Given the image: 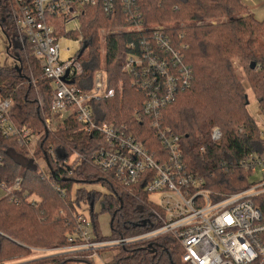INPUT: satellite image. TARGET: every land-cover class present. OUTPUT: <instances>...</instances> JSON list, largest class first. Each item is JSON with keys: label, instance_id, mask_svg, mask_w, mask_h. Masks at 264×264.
Masks as SVG:
<instances>
[{"label": "trees", "instance_id": "trees-1", "mask_svg": "<svg viewBox=\"0 0 264 264\" xmlns=\"http://www.w3.org/2000/svg\"><path fill=\"white\" fill-rule=\"evenodd\" d=\"M97 1L96 7L86 8L78 34L84 42V74L76 84L86 91L93 87L94 75L102 65L104 40L108 89L115 93L91 103L94 121L125 129L151 152L163 150L158 131L150 126L153 117L144 114L151 90L134 84L145 69L133 73L123 69L127 54L142 58L145 65L151 58L166 59L168 68H173V53L165 57L155 37L161 30L162 39L168 40L180 53L181 63L193 71L190 87L179 90L176 99L161 109V129L179 136L186 167L203 175L210 189L225 194L244 190L249 185L248 173L240 164L264 152V137L249 112L245 80L235 61L244 68L264 116V20L249 13L242 0H133L128 8L124 0H113L111 13L105 10V0ZM14 8L16 1L0 0V28L10 44L8 55L19 62L12 69L0 68V99L14 102L15 123L30 127L41 139L30 157L16 138L0 132V188L11 190L0 200V259L22 253L30 260L19 264H96L63 255L31 259V249L68 246L76 213L86 204L100 203L101 212L111 214L112 236H99L101 240L130 238L156 227L157 208L141 188L123 186L94 165V154L104 144L100 133L87 132L74 116L54 134L45 129L44 116L52 105L50 82L29 45L19 43ZM101 31L106 34L101 36ZM148 77L156 79L158 74L152 71ZM160 83H164L161 77ZM36 89L43 97L42 106ZM215 126L223 131L221 143L214 144L210 138ZM36 159L48 167L49 174L42 172ZM19 179L20 188L15 189ZM93 185L107 192L99 193L90 188ZM90 214L99 235L97 215L94 210ZM181 256L178 242L165 236L119 246L111 264H182ZM4 258L0 264L11 261Z\"/></svg>", "mask_w": 264, "mask_h": 264}, {"label": "built area", "instance_id": "built-area-1", "mask_svg": "<svg viewBox=\"0 0 264 264\" xmlns=\"http://www.w3.org/2000/svg\"><path fill=\"white\" fill-rule=\"evenodd\" d=\"M17 8L12 15L20 38L29 45L32 56L39 62L45 79L50 82L52 105L47 127L64 126L72 116L87 132L97 131L104 144L94 154V165L111 174L120 184L139 187L143 192L158 197L148 200L157 208L154 211L156 227L143 234L118 240H101L96 233L89 204L77 211L74 232L67 236L68 246L53 249L32 248L41 259L46 257L71 256L85 260L100 259L106 248L128 246L138 242H149L168 236L181 247L182 264H264V152L245 158L240 166L248 173L249 185L244 190L225 194L213 191L207 179L186 167L182 153V140L170 131L161 129V109L176 99L179 90L189 88L193 71L181 63L180 53L163 40V33L155 34L162 49L173 53V68L167 60L158 58L144 60L127 54L123 65L125 73L137 68L145 69L144 76L134 84L151 92L145 102L144 114L153 117L150 124L158 131V142L163 149L151 152L145 143L137 141L125 129L111 124H97L91 107L112 97L114 90L108 89L106 70L101 68L94 75L93 87L86 91L76 84L83 74L81 58L84 52L82 19L86 8L96 7L97 0H14ZM133 0H124L126 8ZM105 10L114 11V1L105 0ZM77 36L73 38L72 36ZM172 69V70H171ZM156 71L158 77H148ZM160 77L163 84L160 83ZM14 102L0 99V132L6 138H16L17 143L29 150L37 137L27 126L17 125L12 117ZM143 117V114H142ZM141 115L138 117L141 120ZM264 137V117L257 113ZM56 122V123H54ZM212 142L221 143L223 131L219 126L211 130ZM37 140L35 142H37ZM203 150V149H202ZM35 151L32 149V155ZM39 162V161H38ZM44 164V163H43ZM49 174L48 167L41 166ZM261 176L259 183H250V177ZM20 179L16 188L19 189ZM4 188L7 194L11 190ZM91 207V208H90ZM80 211L90 214L86 217ZM69 264V263H66Z\"/></svg>", "mask_w": 264, "mask_h": 264}, {"label": "rangeland", "instance_id": "rangeland-1", "mask_svg": "<svg viewBox=\"0 0 264 264\" xmlns=\"http://www.w3.org/2000/svg\"><path fill=\"white\" fill-rule=\"evenodd\" d=\"M102 35H105L106 32L104 31H101ZM18 33H19V30H18ZM3 34V32L0 30V68H9V69H12L13 67H16L19 65V62H17V60L14 58V57H10L8 54H7V50L10 46V44L7 43V40L5 38V36ZM20 36V35H19ZM19 43L22 44L24 46V43L23 40L20 38L19 39ZM101 43L103 44L102 48H101V56H102V65H101V69L105 70V63H106V56H105V41L104 40H101ZM13 52L16 53V50L15 48L13 47ZM237 64L236 66H239L238 67V74L244 78L245 80V83L246 84V87H247V90H246V93L248 94V101H249V105H248V108H249V112L251 113L252 116H257V113L259 111V108H258V103H257V100L255 99L256 96L254 95V93H252V89H251V86L248 82V80L245 78V71H244V68H242V66L239 65V62L235 61ZM36 96H37V100L40 101V106H42L44 104V101H43V97L42 95H40V92H39V89H36ZM49 117V113L48 114H45L44 116V124H45V129H47L49 132H51L52 134L56 133L58 128L60 127V125H54L53 122H52V125L48 128L47 127V124H46V119ZM259 122V121H258ZM56 123V122H54ZM152 123V122H151ZM63 126V125H62ZM30 128V127H29ZM31 129V128H30ZM32 130V129H31ZM33 131V130H32ZM35 135H38V140H37V137H33L32 139V142H34L33 146L29 148L28 152H29V155L30 157H32V149L34 150V148L37 147V143L39 141V139H41V135L40 134H35ZM37 140V142H35ZM137 140V139H136ZM137 141H140V140H137ZM142 142V141H140ZM143 143V142H142ZM35 152V151H34ZM39 160V158H37ZM36 159V161H38ZM40 164V166H44L43 162L42 161H39L38 162ZM264 178V176H263ZM261 176H253V177H250V183L251 184H254V183H259V181H262ZM90 188L94 189L95 191L99 192V193H106L107 192V189H105L103 186H97V185H93L91 186ZM7 191L4 189V188H0V200H2V198H4L6 196V193ZM149 198L153 201H158V197H156L155 195H150ZM79 212V210H78ZM81 214H84L87 218L90 217V214L88 213H84L83 211H80ZM94 214L97 215V220H96V224H97V228L99 229V236L100 237H105V238H111L112 236V231H111V228H110V222H111V214L108 213V212H101V204L100 203H97L95 206H94ZM63 246H60L59 248H61ZM54 247H48V249H53ZM119 252V246H115V247H112V248H106L104 249V251L101 252V254L99 255L100 259L97 258L94 260V262L96 264H111L113 259L115 258V255L118 254ZM4 257H8V260H11V261H7L8 263H4V264H19V263H23L25 261H28L30 260L29 259H24L25 257H22V253H19L18 255H3L2 259H0V262L3 263L4 261ZM32 258L31 259H41L40 258V255L39 254H34L31 256ZM11 258V259H10ZM81 264H86L85 263H81Z\"/></svg>", "mask_w": 264, "mask_h": 264}, {"label": "crops", "instance_id": "crops-1", "mask_svg": "<svg viewBox=\"0 0 264 264\" xmlns=\"http://www.w3.org/2000/svg\"><path fill=\"white\" fill-rule=\"evenodd\" d=\"M242 2L246 6V8H248L249 13L253 14L256 17L257 20H259V21L264 20V0H242ZM0 30H1V28H0ZM7 54H8V50H7ZM245 86H246V84H245ZM246 90H247V87H246ZM258 112H261L260 108H259V111ZM262 115H263V113H262ZM253 117H254L256 123H258V125L260 126V128H261V135H262V129L263 128H262L260 122H258L257 116H253ZM31 198H36V197L33 196Z\"/></svg>", "mask_w": 264, "mask_h": 264}, {"label": "flooded vegetation", "instance_id": "flooded-vegetation-1", "mask_svg": "<svg viewBox=\"0 0 264 264\" xmlns=\"http://www.w3.org/2000/svg\"><path fill=\"white\" fill-rule=\"evenodd\" d=\"M93 208H94V206L92 205V208L91 209L93 210Z\"/></svg>", "mask_w": 264, "mask_h": 264}, {"label": "water", "instance_id": "water-1", "mask_svg": "<svg viewBox=\"0 0 264 264\" xmlns=\"http://www.w3.org/2000/svg\"><path fill=\"white\" fill-rule=\"evenodd\" d=\"M254 67V66H253Z\"/></svg>", "mask_w": 264, "mask_h": 264}]
</instances>
